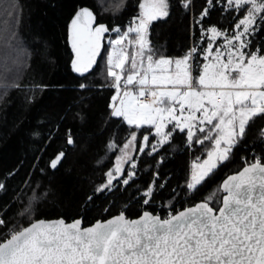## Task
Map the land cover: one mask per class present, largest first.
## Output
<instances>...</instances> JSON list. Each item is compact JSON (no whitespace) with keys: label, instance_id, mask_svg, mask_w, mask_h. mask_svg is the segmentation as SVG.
<instances>
[{"label":"trees","instance_id":"trees-1","mask_svg":"<svg viewBox=\"0 0 264 264\" xmlns=\"http://www.w3.org/2000/svg\"><path fill=\"white\" fill-rule=\"evenodd\" d=\"M140 1L0 0V184L4 185L0 217L6 222L0 226V242L37 219L69 222L80 218L87 226L119 213L134 218L145 210L166 218L169 212L176 213L216 192L223 178L244 166L241 156L254 150L264 159V115L254 118L229 160L218 164L195 191H189L186 182L197 158L207 157L209 142L189 145L186 132L177 131L167 145L157 146L158 152L148 154L155 139L143 153L139 151L150 126L136 129L122 117L111 115L117 90L107 77V56L112 47L109 40L116 38L112 30L118 27L123 33L137 22ZM167 2V17L151 21L147 31L158 57L181 58L193 46L203 49L202 32L207 27L231 33L241 15L225 11L213 0L211 11L201 21L205 0H191L188 8L181 6V0ZM84 8L93 12L95 25L109 31L97 64L81 74L71 65L69 24ZM251 40L249 50H264V28L253 33ZM127 50L131 55L133 48ZM139 62L137 56V66ZM203 62L202 54L198 55L196 63ZM130 67L129 62L125 71ZM82 84L86 87L81 88ZM133 132L137 144L129 152L137 164L136 175L124 185L122 179L130 170V164H125L114 187L98 192ZM69 136L74 143H67ZM110 143L117 147L110 149ZM61 152L63 158L52 169L50 160ZM149 185H153V194L144 205L148 197L143 192Z\"/></svg>","mask_w":264,"mask_h":264},{"label":"snow or ice","instance_id":"snow-or-ice-1","mask_svg":"<svg viewBox=\"0 0 264 264\" xmlns=\"http://www.w3.org/2000/svg\"><path fill=\"white\" fill-rule=\"evenodd\" d=\"M190 2L181 0V6L188 8ZM205 4L201 21L211 11L213 0H205ZM215 4L241 15L231 33L217 26L202 32V38L210 33L213 42L223 35V44L214 51L209 43L205 49L193 46L181 58L157 56L147 38L148 25L168 15L167 0H145L139 22L134 21L135 26L123 33L118 27L113 29L116 38L109 40L112 51L107 56V77L113 79L111 86L117 92L123 85L126 98L112 106L111 115L122 117L136 129L150 126L139 151L143 153L155 139L148 154L158 152L157 144L167 145L177 131L186 132L189 145L205 141L211 145L207 158L193 165L198 170L186 182L189 191L197 190L218 164L229 160L250 123L264 115V50H249L253 33L264 28V0H215ZM92 20L93 12L84 8L72 21L71 41L76 52L72 67L81 74L96 62L100 40L109 31L104 25L93 28ZM125 42L138 45V51L129 55ZM201 54L202 65L196 63ZM129 62L131 67L125 71ZM144 96L151 99L140 102ZM261 133L264 138V130ZM67 143H74L71 136ZM136 144L133 132L98 192L114 187L125 164H130V170L122 183H130L137 164L129 149L134 150ZM116 147L109 144L110 149ZM63 155L52 158L49 166L55 169ZM152 194L153 185H149L143 192L148 197L143 199L144 205L151 202ZM5 224L0 217V226ZM0 264H264V159L246 162L204 201L178 213L169 212L166 218L144 211L136 220L121 213L87 228H81L80 220L31 223L0 242Z\"/></svg>","mask_w":264,"mask_h":264},{"label":"water","instance_id":"water-1","mask_svg":"<svg viewBox=\"0 0 264 264\" xmlns=\"http://www.w3.org/2000/svg\"><path fill=\"white\" fill-rule=\"evenodd\" d=\"M72 21H73V20H72ZM72 21H71L70 24H69V44H70V47H71V49H72V51H73V60H75V59H76V52L73 50V47H72V41H71ZM96 26H99V25H95V21H94V18H93V20H92V27L94 28V27H96ZM104 35H105V33H104ZM104 35H103V37H102L101 40H100V44H101L100 54L96 56V62L93 64V66H92L87 72L91 71V70L95 67V65L97 64V62H98V60H99V58H100V56H101V54H102ZM73 60H72V63H73ZM72 63H71V65H72ZM72 68H73V67H72ZM87 72H84V73H87ZM245 166H246V165H244L243 167H245ZM243 167H242L240 170H242ZM237 172H238V171H237ZM237 172H234V173L228 174L225 178H223V180L221 181L220 185L222 184V182H223L228 176L233 175V174H236ZM223 194H224V193H222V195H223ZM202 201H204V200L198 201V202H196L195 204H193V205H191V206H188V207H192V206H194V205H196L197 203H200V202H202ZM188 207H186V208H188ZM186 208H184V209H186ZM184 209H182V210H180V211H183ZM145 211H148V210H145ZM143 212H144V211H143ZM143 212H141V214H140L139 216L134 217V218H129V217H127L124 213H123V214H124L125 217H126L127 219H129V220H136V219H139V218L143 215ZM148 212H150L151 214H153L151 211H148ZM178 212H179V211H178ZM178 212H176V213H178ZM120 214H121V213L116 214V215H113V216H110V217H108V218L105 219V220L98 219V220L94 221L92 224L87 225V226H83L82 220H81L80 218L75 219V220H73V221H69V222L65 221L63 218L37 219V220H35V221L31 222V223H35V222H39V221H44L45 223H54V222H57V221L63 220L65 224H71V223L75 222L76 220H80V221H81V228H87V227L94 226L95 223H96L97 221L106 222L107 220L112 219V218H114V217H116V216H118V215H120ZM154 215H159V214H154ZM159 216H160V215H159ZM160 217H161V216H160ZM31 223H29V224H28L27 226H25V227H29V226L31 225ZM22 229H23V228H22ZM2 242H3V241H2Z\"/></svg>","mask_w":264,"mask_h":264},{"label":"rangeland","instance_id":"rangeland-1","mask_svg":"<svg viewBox=\"0 0 264 264\" xmlns=\"http://www.w3.org/2000/svg\"><path fill=\"white\" fill-rule=\"evenodd\" d=\"M140 15L141 14H139V17H140ZM139 21L137 20V22L136 23H138ZM133 26H135V24L133 25ZM223 44V43H222ZM221 44V45H222ZM135 46H137L138 47V45H135V44H133V45H129L127 42L125 43V45H124V47L126 48V49H128L129 47H131V49L133 48V51H137V49H135L134 47ZM219 47V46H218ZM217 48V47H216ZM216 48H214L213 49V51L216 49ZM112 51V47L110 48V52ZM128 51V50H127ZM225 59H226V57H225ZM205 62V61H204ZM203 62V63H204ZM147 62H145V64H146ZM138 67H139V65H138ZM116 71H120L119 69H117ZM123 86V85H122ZM121 86V87H122ZM124 91H125V89H123V88H121L120 89V91L119 92H116V97H117V99L115 100V104L114 105H116V106H119L120 105V102H121V100H124V99H126L125 97H124V95H123V93H124ZM218 102H219V98H218ZM146 126V125H145ZM157 146H159L158 144H157ZM131 150V149H130ZM207 156V155H206ZM207 158V157H206ZM205 157L203 158V159H201V160H199V161H197L195 164H197V163H202L203 162V160L204 159H206ZM198 169H194V168H192V172L193 171H197Z\"/></svg>","mask_w":264,"mask_h":264},{"label":"built area","instance_id":"built-area-1","mask_svg":"<svg viewBox=\"0 0 264 264\" xmlns=\"http://www.w3.org/2000/svg\"><path fill=\"white\" fill-rule=\"evenodd\" d=\"M123 88V86L121 87ZM124 89V88H123ZM151 99L149 96L140 97V102H147ZM255 159H262V155L258 153L257 151L251 150L248 154L241 156L240 161L246 165L247 163L255 162Z\"/></svg>","mask_w":264,"mask_h":264},{"label":"crops","instance_id":"crops-1","mask_svg":"<svg viewBox=\"0 0 264 264\" xmlns=\"http://www.w3.org/2000/svg\"><path fill=\"white\" fill-rule=\"evenodd\" d=\"M145 2V0H141L140 1V3H139V10H140V14H141V7H140V5L142 4V3H144ZM165 17H167V16H165ZM165 17H159V18H165ZM159 18H157V19H159ZM210 27V26H209ZM209 27H207V29L209 28ZM206 29V30H207ZM219 29V28H218ZM206 30L204 31V32H206ZM210 33H208L206 36H204V38L202 39V41H203V49H205V48H207V46H208V44L209 43H213V49L214 48H216V47H218V46H220L223 42H224V37H223V35L222 36H220V37H218V38H216V40H215V42H213L211 39H210ZM202 57H203V54H202ZM147 126V125H146Z\"/></svg>","mask_w":264,"mask_h":264}]
</instances>
